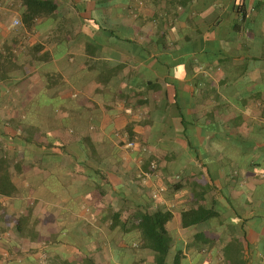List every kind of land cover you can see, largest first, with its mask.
<instances>
[{
	"label": "crops",
	"instance_id": "0c3cea01",
	"mask_svg": "<svg viewBox=\"0 0 264 264\" xmlns=\"http://www.w3.org/2000/svg\"><path fill=\"white\" fill-rule=\"evenodd\" d=\"M53 1L58 10L26 28L23 1L0 0V53L10 56L11 76L0 85V119L22 118L24 107L40 98L38 111L51 115L50 126H56L50 129V142L67 134L70 119L78 130L87 129L105 152L99 159L104 162L106 151L114 157L101 169L109 204L99 203L101 190L94 185L78 189L77 196L88 197L78 203L71 199L59 176L70 174V163L89 158L71 146L66 152L54 149L50 159L55 168L41 172L50 200L30 197L22 207L19 198H0V264H83L87 257L95 264H156L134 229V215L159 209L173 214L166 225L171 239L167 264H264V174L241 172L239 185L228 186L230 177L221 172L213 184L182 135L185 128L175 105L177 98L189 138L202 145L211 138L202 132L215 128L212 115L221 122L243 115L247 132L264 122V23L233 30V0H216L208 10L207 0ZM244 1L250 6L261 2L252 18L264 19V0ZM214 16V22L223 20L227 27L221 39L214 37L216 47L202 48L210 54L199 55L184 36L194 33L196 23L203 24L200 18ZM46 52L48 59H36ZM237 96L247 104L236 101ZM73 98L76 106L66 105ZM36 106L26 114L44 130ZM7 140L0 135V156ZM152 162L158 164V175L148 174ZM197 169L212 186L205 202H198L187 186ZM19 175L15 172L14 180L20 187L25 177ZM181 180L186 187L176 189ZM159 187L164 192L152 199ZM198 203L214 206L213 217L183 227L182 212ZM32 204V234L9 232L13 219ZM104 211L110 212L106 219ZM119 211L122 216L115 220ZM75 225L80 240L61 231Z\"/></svg>",
	"mask_w": 264,
	"mask_h": 264
},
{
	"label": "trees",
	"instance_id": "16d2710c",
	"mask_svg": "<svg viewBox=\"0 0 264 264\" xmlns=\"http://www.w3.org/2000/svg\"><path fill=\"white\" fill-rule=\"evenodd\" d=\"M26 7V11L23 15V23L26 28H32L36 26L39 19L49 17L58 10V5L53 0H22ZM216 5V0H207L205 3V10ZM262 6V3L257 1L251 6L244 0L231 1V8L236 9V17L232 22L231 28L238 30L242 27L259 28L263 27L264 19L262 16L252 18L253 10H256ZM219 9V8H218ZM204 10V11H205ZM217 10V9H216ZM215 10V15H216ZM261 14H264L262 11ZM216 16L213 18L204 17L200 18L203 24L196 23L194 33L184 36V41L193 46V50L197 51L199 55L208 56V51H203L204 46L216 47V42L213 39H221V29L227 27L224 25L223 20L214 22ZM198 20V21H200ZM208 31L205 32V30ZM208 34V35H207ZM215 37V38H214ZM262 42L264 44V37L262 36ZM40 48H35V53H38ZM34 53V54H35ZM264 56V50L262 51ZM50 54L46 52L36 59H48ZM10 56H6L0 53V85H3L11 79V76L7 72V62ZM246 71L247 66L244 65L241 69ZM235 88V87H234ZM229 87L230 93H235V89ZM264 89V88H263ZM236 101L246 105L247 99L237 96ZM40 98L33 99L24 107V114L22 118H16L14 115H8L5 118L0 119V135L7 136V144L3 147V154L0 156V198H19L22 201V207H25L26 203L31 202L28 200L30 197L36 199H49L48 192L43 184V177L41 172L44 169L53 170L55 168V162L50 157L56 155L53 150L60 149L63 152L67 151V147L71 146L74 152L77 154H84L87 156L86 162H74L68 165V170H71L70 174L59 176L62 183L68 184V192L71 199L77 203L81 197H88V194L84 196H77L78 189L94 185L96 189L101 190L102 198L99 203L106 205L109 204L106 199V185L107 179L102 175L101 169L108 166L109 163H113L112 156H108L106 151L104 162L101 161L104 155V150L98 148L94 143L91 134L88 130H78L75 127L73 121L68 123L67 134L61 136H54L56 140L50 142L49 138L52 136V130L56 126H50L53 122L51 115L44 114L38 111ZM1 104V103H0ZM34 105L35 114L39 121V126L32 124L30 115L26 114L32 110ZM68 106L75 107L76 99L73 98L67 102ZM176 109L179 112V118L184 126L183 136L188 141L189 149L194 153L196 160L201 164V168L206 169V174L211 182L214 184L219 178L221 172L226 173L230 179L228 186L239 185L241 172L252 175L254 173L264 174V122L259 125L253 126L250 132H247L243 128L245 120L243 115L230 116L226 122H221L219 117L211 116L213 123L215 124L214 130L202 132V135L207 138L210 135V139L207 138L204 145L200 144L197 140L189 138L187 125L188 121L186 116L182 113V107L177 102ZM44 123L49 124L43 125ZM7 128L12 129L15 133L8 132ZM80 140V143L78 142ZM19 141L20 146L17 144ZM79 143V144H78ZM33 144V146H31ZM44 145L45 149L41 150V146ZM32 154V155H31ZM91 163V164H90ZM94 163V164H92ZM79 166L80 169H77ZM38 169V170H37ZM41 169V170H39ZM29 170H34L32 176L25 177V173ZM15 172L19 173V176L25 177L21 182L22 186H18L15 183ZM40 172V173H39ZM194 173V174H193ZM192 176H195V180L188 183L187 186L194 194L195 198L199 201H206V195L212 190L211 184L208 180L205 181L204 173L200 170H193ZM67 178V179H66ZM185 180H181L180 184H177L176 189L186 187ZM26 184V185H25ZM25 185V186H24ZM50 195V194H49ZM52 195V194H51ZM65 197V196H64ZM80 197V198H79ZM79 198V199H77ZM91 198V197H89ZM61 199V198H60ZM97 202V201H96ZM98 203V202H97ZM215 205V202L213 203ZM3 204L0 202V214L3 211ZM213 206V205H212ZM215 207L206 208L204 205L198 203L191 208L184 210L182 216V226L187 228L191 226H198L208 221L213 217ZM109 211H104V219L107 218ZM122 211H119L114 216L115 220L120 219ZM134 218L138 223L134 226V229L142 234V246L153 251L155 255L156 264H167V257L170 252V235L166 229V225L172 220L173 214L170 211L159 209L154 213L148 211L137 210ZM34 226V212L33 204L27 208V212L19 213L13 219V227L9 232L26 237L32 234ZM62 232H68L74 236L77 240H80L82 232H79L78 226L61 228ZM82 242V241H81ZM83 264H95L94 261L87 257L84 259Z\"/></svg>",
	"mask_w": 264,
	"mask_h": 264
},
{
	"label": "built area",
	"instance_id": "2783aa9c",
	"mask_svg": "<svg viewBox=\"0 0 264 264\" xmlns=\"http://www.w3.org/2000/svg\"><path fill=\"white\" fill-rule=\"evenodd\" d=\"M129 146H134V143H129ZM158 164L156 162H152L150 164V171L148 172L149 175H158ZM165 188L164 187H159L158 189L154 190L152 192V199H158L160 195L164 192Z\"/></svg>",
	"mask_w": 264,
	"mask_h": 264
}]
</instances>
